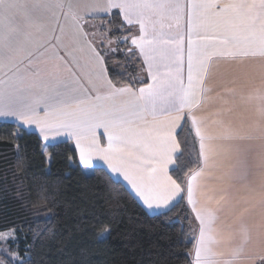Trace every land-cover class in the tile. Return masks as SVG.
<instances>
[{"label": "snow or ice", "instance_id": "1", "mask_svg": "<svg viewBox=\"0 0 264 264\" xmlns=\"http://www.w3.org/2000/svg\"><path fill=\"white\" fill-rule=\"evenodd\" d=\"M114 12L116 31L128 33L116 39L140 60L146 81L114 82L106 56L118 49L88 30ZM257 57L264 60V0H0V117L37 125L45 141L71 136L82 165L106 162L158 215L186 192L198 221L189 264H237L249 239L246 214L259 206L264 215V185L235 204L221 195L215 208L197 207L194 195L206 169L219 170L222 180L247 175L227 161L240 162L252 150L235 142L264 140V86L242 97L259 118L246 131L196 112L213 91L206 85L214 61ZM185 121L199 144V167L182 187L169 167L177 163ZM8 232L0 231V243L16 242L15 230ZM6 254L14 264H31L18 252ZM254 259L264 264V255Z\"/></svg>", "mask_w": 264, "mask_h": 264}, {"label": "trees", "instance_id": "2", "mask_svg": "<svg viewBox=\"0 0 264 264\" xmlns=\"http://www.w3.org/2000/svg\"><path fill=\"white\" fill-rule=\"evenodd\" d=\"M112 17L109 35H128L116 31L120 20ZM127 46L116 40L118 51L106 56L114 82L143 80L141 62L128 57ZM189 129L185 121L177 133L181 151L171 169L183 187L189 170L199 167V144ZM11 229L17 240L8 249L31 264H189L195 244L184 195L166 215L149 213L106 168L83 167L71 140L45 147L37 131L0 120V231ZM0 260L14 264L1 249Z\"/></svg>", "mask_w": 264, "mask_h": 264}, {"label": "crops", "instance_id": "3", "mask_svg": "<svg viewBox=\"0 0 264 264\" xmlns=\"http://www.w3.org/2000/svg\"><path fill=\"white\" fill-rule=\"evenodd\" d=\"M101 19H104L107 24L110 21L107 17H104L103 14H101L100 18L93 20L95 27L88 28L89 31L96 33L95 39L97 41L101 39L107 40L101 36H109L108 38L111 37L109 33L106 32V28L103 26L101 27ZM133 33H135V29H133ZM112 39L116 38L112 37ZM116 40H113V46H115ZM113 46L111 44L112 48H114ZM141 74L143 80L146 81V75L142 70ZM206 86L212 88L213 91L209 94V97L205 99L201 108L197 110L196 115L209 121L216 118L223 119L225 123L230 125L233 129L246 131L249 125H253L259 118L257 116L254 103L247 102L245 99H242V97H246L255 88L264 86V60L257 57L248 58L243 61H214L210 72V78L207 81ZM226 89H234V91L229 93ZM218 111L222 112L220 117L215 115ZM0 120L14 121L28 130H35L43 139L37 125H26L17 118L10 116L0 117ZM183 123L184 122H182V125ZM61 140H71L76 147L75 140L69 135H61L55 140L49 141H45L43 139V142L46 147L48 144ZM101 140L106 143V137L103 136L102 130ZM235 143H238L242 149H246L249 144L252 145V150L247 152L246 156L242 157L240 162H237L235 158H231L227 161L229 166L235 164L238 172H246L247 175L243 179L236 178L222 180V173L219 170L211 168L206 169L205 174L198 177L199 187L195 191L194 195V199L197 201V207L207 206L215 208L217 207L215 200L219 199L221 195L225 196V199L229 202V204H235L237 201H243L249 197L248 190L250 188H254L259 191L261 186L264 185V147H262V145H264V140L256 139L253 141ZM76 150L79 158V149L77 147ZM175 165L169 167L171 175V169ZM82 166L85 167L84 165ZM94 166H103L110 173L106 162L100 160L99 158L94 160L92 167ZM92 167L85 168L90 169ZM195 170H198V168ZM113 177L121 180L133 193L130 185L126 181H123L122 178ZM133 195L143 205L142 201L134 193ZM183 195L187 201V194L184 192L175 199L173 204ZM208 197H212V199L209 200ZM188 205L193 215L196 234L198 232V221L195 218L191 205L189 203ZM143 207L149 213L156 212L155 210L147 209L145 205H143ZM245 221L249 230V239L243 248L241 258L237 261V264H259V260L254 258L264 255V215L261 214L260 207L256 206L254 208H250L249 212L245 216ZM239 243L240 238L238 237L232 247H235ZM219 250L223 251L224 249ZM250 257L253 259H249ZM224 258L227 259L228 257L225 256Z\"/></svg>", "mask_w": 264, "mask_h": 264}, {"label": "rangeland", "instance_id": "4", "mask_svg": "<svg viewBox=\"0 0 264 264\" xmlns=\"http://www.w3.org/2000/svg\"><path fill=\"white\" fill-rule=\"evenodd\" d=\"M107 23V22H106ZM105 27V24L104 23H102L101 24V27ZM109 26V25H108ZM109 33V32H108ZM101 37H104V38H106V39H108V37H106V36H101ZM110 38H112V37H110ZM113 40H116V39H113ZM112 46H113V43H112ZM113 47H115V46H113ZM4 232H6L7 234H11L10 232H8V230H5ZM0 249H1V251H4L5 253L7 252V251H10L9 249H8V247H7V245L6 244H3L2 243V246L0 247Z\"/></svg>", "mask_w": 264, "mask_h": 264}]
</instances>
